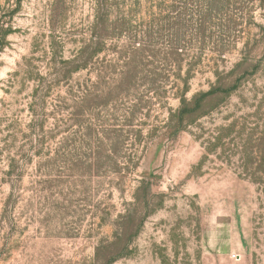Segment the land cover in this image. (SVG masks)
<instances>
[{
  "label": "rangeland",
  "instance_id": "1",
  "mask_svg": "<svg viewBox=\"0 0 264 264\" xmlns=\"http://www.w3.org/2000/svg\"><path fill=\"white\" fill-rule=\"evenodd\" d=\"M0 264H264V0H0Z\"/></svg>",
  "mask_w": 264,
  "mask_h": 264
}]
</instances>
